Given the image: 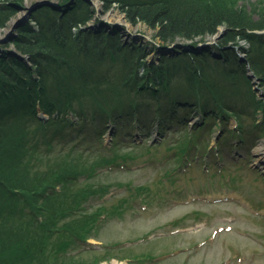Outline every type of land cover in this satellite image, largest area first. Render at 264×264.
<instances>
[{
  "label": "trees",
  "instance_id": "obj_1",
  "mask_svg": "<svg viewBox=\"0 0 264 264\" xmlns=\"http://www.w3.org/2000/svg\"><path fill=\"white\" fill-rule=\"evenodd\" d=\"M90 1L46 0L44 9L52 15L36 20L32 15L20 24L18 37L13 32L8 39L14 49L0 42V134L2 123H17L14 132L0 135V224L12 219L26 224L0 232V264L105 260L80 259L103 214L102 207L80 206L99 191H72L91 173L65 169L41 180L46 172L32 170L37 151H51L56 143L70 149L77 136L99 140L108 126L132 130L139 118L156 119L160 133L173 109V117L182 109H196L201 118L232 117L239 137L241 115L228 110L235 100L264 120V97L255 99L248 80L251 71L264 89V35L253 32L264 29V7L251 13L229 0H99L103 13L116 5L133 26L153 31L156 43L141 45L138 39L121 41L116 28L107 30L100 22L88 28L95 17ZM23 2L0 0V29L10 26ZM187 25L195 28L182 27ZM222 25L229 26L227 36L211 42ZM240 40L250 43L243 60L235 52ZM187 119L184 114L177 120L186 125ZM57 196L64 201H54Z\"/></svg>",
  "mask_w": 264,
  "mask_h": 264
},
{
  "label": "rangeland",
  "instance_id": "obj_2",
  "mask_svg": "<svg viewBox=\"0 0 264 264\" xmlns=\"http://www.w3.org/2000/svg\"><path fill=\"white\" fill-rule=\"evenodd\" d=\"M229 1H235L234 6L245 5L251 13L264 7V0ZM90 3L95 17L87 26L94 28L100 22L106 29L112 24L131 34L152 35L143 24L133 26L116 5L103 13L102 2ZM45 6H49L46 0H24L15 20L0 29V42L14 49L9 35H19V25L12 32L14 26L31 7L29 16L34 20L52 15ZM228 27L219 26L211 42L227 36ZM253 32L264 35V29ZM154 58L147 55L148 61ZM248 80L255 99L263 98L264 89L251 71ZM232 107L234 114L241 115L243 132L239 137L232 117L201 118L196 109L179 110L173 117V109L160 133L155 131L156 119L139 118L132 130L123 131L119 125L113 130L115 126L107 125L99 140L77 136L70 149L56 143L51 151H37L32 170L46 172L41 180L49 173L83 169L91 174L77 181L72 191H99L80 204L89 211L102 207L103 212L80 259L104 257L99 264H264V155L256 151L264 142V120L258 113L257 117L247 114L243 100H235L228 110ZM184 114L186 125L177 120ZM2 125L1 134L6 135L15 131L17 123ZM60 196L54 201H64ZM18 220L0 224V232L8 228L20 231L26 224Z\"/></svg>",
  "mask_w": 264,
  "mask_h": 264
},
{
  "label": "bare ground",
  "instance_id": "obj_3",
  "mask_svg": "<svg viewBox=\"0 0 264 264\" xmlns=\"http://www.w3.org/2000/svg\"><path fill=\"white\" fill-rule=\"evenodd\" d=\"M31 16H29V20H32L31 18H30ZM21 24H23V23H21ZM88 28H92V27H90V26H87ZM107 28H116L117 29V32H120V34H121V41H123V42H126V40H128L129 41V39L130 40H133L132 39V37H134L135 38V40H137V42L139 43V44H141V45H143V43H145V41H148L149 40V43L150 44H154V43H156V42H154V41H152V36H150V37H148V36H146V35H144V34H135V33H133V34H131V32L127 29V28H123V27H119V26H116V25H112V24H109V26L107 27ZM107 30H110V29H107ZM124 37V38H123ZM246 43V44H243V43ZM146 45V44H145ZM200 46H202V47H207V44H204V45H200ZM171 47V46H170ZM202 47H200V48H202ZM147 48V47H146ZM236 49H235V52H236V55L238 56V58H239V60H243L244 58H245V56H246V52H247V50L250 48V44H249V42H247L246 40H240L239 41V45L238 46H236L235 47ZM166 51V50H165ZM165 51H158L157 50V53L156 54H162V52L164 53ZM159 52V53H158ZM153 53V52H152ZM164 54H167V51H166V53H164ZM203 58H205V57H203ZM198 61V60H197ZM256 151H258V152H261L262 151V153L261 154H263L264 155V142H262V143H260L259 144V146L256 148Z\"/></svg>",
  "mask_w": 264,
  "mask_h": 264
},
{
  "label": "water",
  "instance_id": "obj_4",
  "mask_svg": "<svg viewBox=\"0 0 264 264\" xmlns=\"http://www.w3.org/2000/svg\"><path fill=\"white\" fill-rule=\"evenodd\" d=\"M33 7H35V6H33ZM33 7H31V10H30L29 14H28L25 18H23V20H21L16 26H14V28L12 29V32H13V30H15V28H16L18 25H20L21 23L25 22V21L29 18V15H30V13L32 12Z\"/></svg>",
  "mask_w": 264,
  "mask_h": 264
}]
</instances>
